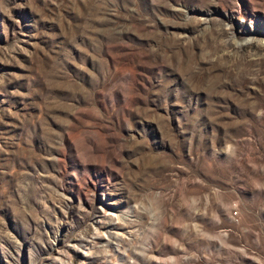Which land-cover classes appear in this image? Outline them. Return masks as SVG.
<instances>
[{
  "label": "rangeland",
  "instance_id": "1",
  "mask_svg": "<svg viewBox=\"0 0 264 264\" xmlns=\"http://www.w3.org/2000/svg\"><path fill=\"white\" fill-rule=\"evenodd\" d=\"M0 264H264V0H0Z\"/></svg>",
  "mask_w": 264,
  "mask_h": 264
}]
</instances>
